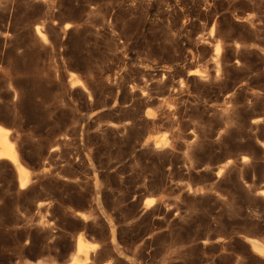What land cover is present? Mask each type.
<instances>
[{"label": "rangeland", "instance_id": "1", "mask_svg": "<svg viewBox=\"0 0 264 264\" xmlns=\"http://www.w3.org/2000/svg\"><path fill=\"white\" fill-rule=\"evenodd\" d=\"M0 124V264H264V0H0Z\"/></svg>", "mask_w": 264, "mask_h": 264}, {"label": "bare ground", "instance_id": "2", "mask_svg": "<svg viewBox=\"0 0 264 264\" xmlns=\"http://www.w3.org/2000/svg\"><path fill=\"white\" fill-rule=\"evenodd\" d=\"M35 33L41 39L45 40L44 33L39 27L35 26ZM219 47L214 50L215 55L219 53ZM5 108V107H4ZM5 110V109H4ZM54 148V147H53ZM0 161L8 162L15 171L17 185L23 189L28 184L29 172L27 167L21 162L14 141L10 136V130L0 124ZM259 193L264 196V189L259 190ZM152 198L144 199L143 206L147 207L151 204ZM249 245L252 249L262 252L259 241L255 238H248ZM97 247V243L89 241L81 235H77L74 241V251L70 260L66 264H86L89 260L88 249L93 250Z\"/></svg>", "mask_w": 264, "mask_h": 264}, {"label": "snow or ice", "instance_id": "3", "mask_svg": "<svg viewBox=\"0 0 264 264\" xmlns=\"http://www.w3.org/2000/svg\"><path fill=\"white\" fill-rule=\"evenodd\" d=\"M261 255H264V251L261 252Z\"/></svg>", "mask_w": 264, "mask_h": 264}]
</instances>
